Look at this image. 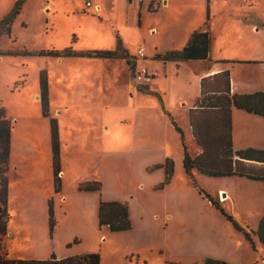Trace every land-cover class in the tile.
Here are the masks:
<instances>
[{
    "label": "rangeland",
    "instance_id": "obj_1",
    "mask_svg": "<svg viewBox=\"0 0 264 264\" xmlns=\"http://www.w3.org/2000/svg\"><path fill=\"white\" fill-rule=\"evenodd\" d=\"M187 1L191 0H171L168 9L161 3L162 10L155 12L145 6L154 8L157 0H146L142 9L139 3L131 7L128 0H0V50L11 53L0 56V106L13 125L8 173L11 219L5 239L9 257L98 253L103 264H197L206 258L264 264V244L252 234L264 215V182L210 177L197 171L190 179L180 164L171 182L159 188L165 173L155 168L159 164L154 161L162 160L163 149L143 152L126 146V136L140 124L136 100L152 104L148 96H134L130 106L125 103L129 75L140 87L127 63L47 55L70 47L115 49L119 36L129 57V53L137 56L140 46L149 56L158 44L169 43L172 21ZM202 1L206 0H193ZM240 1L216 0L213 6L211 29L221 41L229 32L250 29V22L241 23L236 17L247 15ZM97 3L101 11L96 10ZM193 21L204 23L207 16L197 13ZM42 71L47 72L49 84L47 117L40 101ZM151 108L154 115L156 110ZM51 118L57 119L60 132L59 192L52 172ZM157 118H151V124L152 119L161 122ZM89 182H100L101 190H80ZM224 192L230 196L221 200ZM49 200L56 219L53 234ZM100 200L127 202L132 228L100 229ZM0 252L4 254L3 245Z\"/></svg>",
    "mask_w": 264,
    "mask_h": 264
},
{
    "label": "crops",
    "instance_id": "obj_2",
    "mask_svg": "<svg viewBox=\"0 0 264 264\" xmlns=\"http://www.w3.org/2000/svg\"><path fill=\"white\" fill-rule=\"evenodd\" d=\"M153 1L154 0H151V2ZM145 2L146 0L143 2H140L139 0H128V4L131 7H135L139 3V7L141 9ZM192 2L193 0L187 1L183 12L180 13L178 18L173 19V30L171 31V34H169L170 41L166 44V46L158 44V46H155L153 49L154 51L149 56L146 53V57L143 59L139 58L138 55L136 56L132 53H129L131 55L130 58H132L131 61L133 67L139 65L140 63L141 65L148 66L149 69L154 73V78L146 84L148 90H139V88L131 80L130 75L125 82L126 93L124 98L127 105L131 104L134 96L137 98H139V96L144 98L145 96H148L152 99L151 105L153 109L156 110V113L151 115V105H146L144 101L140 103L139 100H136L137 106L135 111L139 115L140 124L139 127L135 129V131H132V135L129 137L128 135L126 136V141H128L126 145L127 148L132 149L137 147L139 151L143 152L146 150L149 151L151 149H163L164 154L162 160L154 161V163L161 164V162L164 163L168 158H171L175 162V171L176 166L178 170H180V164H183L184 159V144L181 134L176 130V125L183 131L185 139L184 141L187 144L191 154L193 156H197L202 151L192 133L190 114L192 110L197 109L196 100L202 96L203 79H206L207 83L210 84L218 83L220 87V89L215 91L208 87L204 95V103H207L209 99L220 97V95H222L224 91L223 89L228 84V79L221 77V74L226 70L229 72L230 76L231 96L264 92V8H260L261 2H263V0L240 1L242 2L240 5L247 8V15L240 16V14H236V17L238 20L240 19L239 21L241 23L250 22V29L246 32H229L227 35L228 38L223 41H221L217 34L211 29L210 19L213 14V6L215 5L216 0H206L200 3L198 2L199 4H197V2ZM237 2L239 3V0H237ZM161 3L164 5L162 6L164 9H168L171 6V0H157L154 8H151L150 4H147L145 8L152 9L155 12H160L162 10ZM228 3H230V1ZM95 6L96 8L98 6L99 10L102 8L100 3L95 4ZM197 7H200V10H198ZM197 13L201 17L206 15L207 21L204 23L201 22V24L193 21ZM228 24L232 27V21L228 22ZM151 29V31L155 33L156 28L152 27ZM198 30L208 31L210 34L211 50L209 59L175 62L163 61L156 58L157 54L164 55L169 51L181 50L187 44L191 35ZM162 43L164 44L165 42ZM103 50H114V48ZM77 52H81V50H78ZM101 59L110 60L111 62H115L114 64L124 62L126 65L127 63L126 67L128 72H132L129 63L124 58ZM131 76L133 77V73H131ZM157 117L161 119V122L160 120L156 121L152 119L151 124V118ZM129 118L132 119V114H129ZM232 124V140L235 150L247 148L264 150L263 115L233 106ZM193 144L196 145V149L190 148V146L193 147ZM151 154L153 153H149L148 155L153 156ZM251 163L254 165H260L256 162ZM195 171L200 173L196 169L194 170V173ZM231 178H241L249 181H256L239 176H231ZM232 182L235 183L240 181ZM256 182L263 183L264 181L259 180ZM224 190L226 189H219V191L222 192ZM228 195L229 194L226 193L225 199L228 197ZM10 199L11 192L9 178L8 211L10 209ZM5 251L8 254V258H11L9 257V252L6 246L4 252ZM55 255L58 258L69 256L58 255L56 253ZM35 258L45 259L46 257L37 256ZM12 259L18 258L12 257ZM100 264H103L102 259Z\"/></svg>",
    "mask_w": 264,
    "mask_h": 264
},
{
    "label": "trees",
    "instance_id": "obj_3",
    "mask_svg": "<svg viewBox=\"0 0 264 264\" xmlns=\"http://www.w3.org/2000/svg\"><path fill=\"white\" fill-rule=\"evenodd\" d=\"M21 3L18 7H21ZM5 23H9L7 19ZM10 29L8 28V31ZM211 50V37L208 31H195L187 44L181 50L166 52L164 55L157 54L156 58L163 61H189L209 59ZM11 54L0 50V56ZM28 54V53H27ZM47 55L54 57H72L86 56L97 58H125L133 73L132 58L128 56L127 50L123 46L122 39L117 36V46L114 50H95L77 52L71 47L62 51H51ZM228 62V61H227ZM134 77V75H133ZM221 77L228 79V84L223 89L220 97L209 99L204 103V95L208 87L212 90L220 89L219 84L207 83L206 79L202 80V96L196 100L197 109L192 110L190 114V124L192 133L197 144L201 148V153L193 156L185 143L183 131L176 125V130L181 134L184 144L183 167L185 173L190 179H194V170L210 177H231L239 176L251 180L264 181V150L247 148L235 150L232 140V107L246 109L264 116V92H255L250 94L232 95L230 91V76L226 70ZM139 90L147 91V86H140ZM40 101L42 113L45 117L49 116V84L46 71L40 73ZM51 126V152H52V172L56 192L61 190V142L59 125L56 118L50 119ZM12 122L7 117L6 110L0 106V247L5 249V238L8 235V221L10 214L8 211L9 200V162L11 156L12 143ZM237 156V159L234 157ZM251 162L259 163L254 165ZM155 168L164 170L165 179L159 186L162 188L171 182L175 173V162L168 158L164 163L156 165ZM102 184L100 182H89L80 186V190L100 191ZM211 203L229 220L236 228L240 229L234 218L228 215L218 201L209 197ZM49 226L50 233L53 234L56 219L53 209V201H48ZM99 228L108 227L111 231H127L132 228L130 210L127 202L104 201L99 202ZM245 236L252 241L251 233L245 231ZM260 243L264 244V215L259 222L256 232ZM6 251L0 252V264H100L101 257L98 253L78 254L58 258L52 254L47 259H12L8 258ZM197 264H231L225 260L206 258Z\"/></svg>",
    "mask_w": 264,
    "mask_h": 264
},
{
    "label": "built area",
    "instance_id": "obj_4",
    "mask_svg": "<svg viewBox=\"0 0 264 264\" xmlns=\"http://www.w3.org/2000/svg\"><path fill=\"white\" fill-rule=\"evenodd\" d=\"M143 2L144 0H139ZM88 4L91 5L92 3L88 1ZM97 9V8H96ZM137 55L139 58L143 59L146 57V48L144 46H140ZM134 80L137 85L146 86V84L154 78V73L149 69L146 65H136L133 70ZM237 159V156L234 157ZM221 197V196H220ZM223 197H221L222 200Z\"/></svg>",
    "mask_w": 264,
    "mask_h": 264
},
{
    "label": "bare ground",
    "instance_id": "obj_5",
    "mask_svg": "<svg viewBox=\"0 0 264 264\" xmlns=\"http://www.w3.org/2000/svg\"><path fill=\"white\" fill-rule=\"evenodd\" d=\"M96 10H99V7L97 6V9ZM223 200L225 199V197L222 198Z\"/></svg>",
    "mask_w": 264,
    "mask_h": 264
},
{
    "label": "water",
    "instance_id": "obj_6",
    "mask_svg": "<svg viewBox=\"0 0 264 264\" xmlns=\"http://www.w3.org/2000/svg\"><path fill=\"white\" fill-rule=\"evenodd\" d=\"M223 196L226 197V193L225 192L223 193Z\"/></svg>",
    "mask_w": 264,
    "mask_h": 264
}]
</instances>
